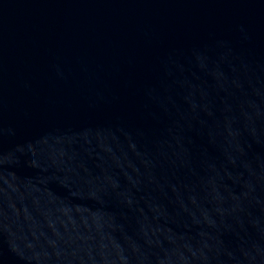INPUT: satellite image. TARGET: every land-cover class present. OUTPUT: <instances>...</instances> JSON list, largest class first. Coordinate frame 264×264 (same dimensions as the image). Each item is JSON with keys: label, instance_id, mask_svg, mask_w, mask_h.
Instances as JSON below:
<instances>
[{"label": "water", "instance_id": "obj_1", "mask_svg": "<svg viewBox=\"0 0 264 264\" xmlns=\"http://www.w3.org/2000/svg\"><path fill=\"white\" fill-rule=\"evenodd\" d=\"M0 264H264V0H0Z\"/></svg>", "mask_w": 264, "mask_h": 264}]
</instances>
